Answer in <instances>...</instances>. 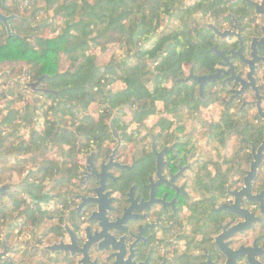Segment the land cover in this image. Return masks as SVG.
Masks as SVG:
<instances>
[{
	"label": "flooded vegetation",
	"instance_id": "1",
	"mask_svg": "<svg viewBox=\"0 0 264 264\" xmlns=\"http://www.w3.org/2000/svg\"><path fill=\"white\" fill-rule=\"evenodd\" d=\"M187 1L93 85L0 0V264H264V0Z\"/></svg>",
	"mask_w": 264,
	"mask_h": 264
},
{
	"label": "trees",
	"instance_id": "2",
	"mask_svg": "<svg viewBox=\"0 0 264 264\" xmlns=\"http://www.w3.org/2000/svg\"><path fill=\"white\" fill-rule=\"evenodd\" d=\"M182 1L57 0V31L60 30L52 43H45L44 50H53L57 58L60 53L66 54L72 66L82 69L79 73L85 74L86 81L95 85L99 83V67L111 70L131 66L123 58L116 63L113 56L100 65L97 54L93 53L95 47L105 50L108 44L119 42L124 52L133 51L137 43L144 42L157 30L164 14ZM103 75L111 76L112 71H105Z\"/></svg>",
	"mask_w": 264,
	"mask_h": 264
},
{
	"label": "rangeland",
	"instance_id": "3",
	"mask_svg": "<svg viewBox=\"0 0 264 264\" xmlns=\"http://www.w3.org/2000/svg\"><path fill=\"white\" fill-rule=\"evenodd\" d=\"M192 1L193 0H188L187 2L190 3ZM57 20H58V17L56 15V18H55L56 25L58 23ZM59 30L60 29H58V31ZM58 31H56V35H57ZM117 51L121 52L120 58H122L124 56L125 52H124L123 48L120 47L118 42L108 44L105 50H103V48L101 46L95 47L93 49V53L97 54V56H98V62L100 63V65L108 62L112 58L113 54Z\"/></svg>",
	"mask_w": 264,
	"mask_h": 264
}]
</instances>
